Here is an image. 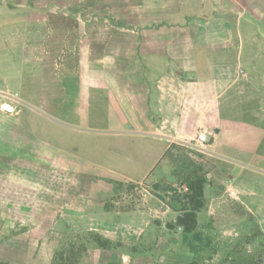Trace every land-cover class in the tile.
I'll return each mask as SVG.
<instances>
[{
  "label": "crops",
  "instance_id": "1",
  "mask_svg": "<svg viewBox=\"0 0 264 264\" xmlns=\"http://www.w3.org/2000/svg\"><path fill=\"white\" fill-rule=\"evenodd\" d=\"M33 1V17L25 18L6 11L0 0V230H26V221L37 224L42 214H79L83 230L122 247L141 244L144 234V253L121 256L134 264L212 261L211 241L223 231L224 215H237L246 235L251 215L264 233V117L236 116L232 98L238 74L246 72L241 57L248 54L243 43L249 36L238 25L264 27V0H241L240 8L233 0H211L194 6L200 13L194 18L180 14L173 0H129L128 16L118 3L97 0L98 18L86 17L89 0ZM55 2L82 15L43 12ZM91 119L111 125L120 150L146 153L147 170L135 177L97 175L109 189L86 201L73 189L64 192L70 201L63 190L42 196L46 184L68 183L67 166L73 167L52 145H68ZM40 131L46 138L37 139ZM175 144L202 152L209 162L205 204L189 233L168 226L183 211L178 201L161 210L158 197L143 208L112 200L114 182L177 183L169 159ZM163 161L169 178L149 179ZM178 239L182 247L175 251L172 240ZM105 258L104 264H121Z\"/></svg>",
  "mask_w": 264,
  "mask_h": 264
},
{
  "label": "rangeland",
  "instance_id": "2",
  "mask_svg": "<svg viewBox=\"0 0 264 264\" xmlns=\"http://www.w3.org/2000/svg\"><path fill=\"white\" fill-rule=\"evenodd\" d=\"M77 1L81 2V0ZM173 1L176 3L178 7L176 8L180 14H187V16H190L189 18H194V16L200 15L198 8L194 6L210 2L211 0ZM33 2V0H5V10L15 12L14 14L17 17H33ZM59 2H55L57 3V7L52 6V11H50V6L48 5L46 9H43V12H46L48 15L51 12V16L54 18H71V16L78 18L80 16L78 12L79 14L83 12L79 10L72 15V11L64 5L65 3ZM106 2L107 4L118 3L123 16H128L131 13L129 0H107ZM188 2L191 3L188 4ZM233 4L240 8L241 0H233ZM83 6L85 4L79 6V8L83 9ZM79 8L77 7V10ZM84 8L88 11L84 12L87 18H98L99 15L96 11L97 0H89ZM218 12H220V9ZM203 18L208 17L204 16ZM255 23L246 24L244 22L243 25L240 22V25H238L240 28L244 26L245 29L243 31H245L246 36H249L248 39H245V44L243 43L248 54H243L241 57V68H244L246 72L238 74L239 77L236 79L232 90L235 115L249 121L256 120V116H261V120L264 117V37H261V34H257V26H259L263 35L264 27H260V25ZM234 43L235 46L241 45V42L237 44L236 39H234ZM93 99L94 96L90 100L89 110L90 115L94 117L96 116L97 107H95ZM100 110L103 109L100 108ZM26 112L28 113V111ZM110 126V124H107V121L91 119L89 125L82 132L71 134L68 145L61 146L59 144L57 145L58 148H54L55 145H52V149L50 150H53V152L56 150L57 154L62 155L67 162L72 163L73 167L67 166L69 172L67 176L68 183L58 184L50 182L41 190L42 196L47 191L63 190L64 198L66 201H70L64 192L73 189V192L77 191L80 195L78 196L80 202L82 199L86 201L105 194V191L109 189L108 186L105 187L103 185L100 177L97 176L99 174L111 171L120 176L124 174L125 176L135 177V175L138 176L145 173L148 163L151 161L150 158L146 153L141 151L133 155V152L130 150H120L121 145L118 141L120 138L109 132L108 128ZM36 137L39 140L46 138L42 134V131ZM202 156V152L188 145L180 144H175L169 153L173 170H188L189 167L193 168L201 165L206 173V170L209 168V162H205ZM164 164V161L160 162L152 172L149 171V179L164 176L169 178L170 174L167 173V167ZM175 177L177 183H164V187L162 188L161 184H153L146 180L134 183H121L122 185L114 182L113 185L116 188V192L112 200L122 202L125 205L131 202L135 206L143 208L151 197H158L160 199L158 200L160 203L159 209L169 210L170 203L174 200L177 201L179 197L176 195L171 196L168 192L175 185L183 184L176 174ZM106 188L108 189L105 190ZM69 193H72V191ZM58 212L61 213L62 210L59 209ZM59 216L58 218L61 221H59L57 215L42 214L41 221L37 224L28 223V219L26 224L23 225L27 227L26 230L20 228L19 230H0V264H98V262L104 264L106 262L105 256L107 255L114 262L120 261L121 264H134L131 261L124 262L121 256H127V252L131 254L130 256H135L138 253H144L143 251L147 249L144 234L139 240L141 244L138 243L135 247L130 248L122 247L99 235L96 231L83 230L81 215L79 214L72 215L68 213ZM236 216L224 215L222 219L223 231L219 233L216 240L211 241L213 245L212 251H214L211 252L213 260L201 264H264V233H261L252 224L253 218L250 215L249 222L253 229L246 235L245 224L243 226L238 224ZM26 217H30V214ZM229 223L232 226H229ZM7 238L10 239V243L8 244L5 243V239ZM172 242V248L175 251H179L180 247H182L180 240H172ZM4 256L5 259L8 258L11 262H4ZM156 264L161 263L157 262Z\"/></svg>",
  "mask_w": 264,
  "mask_h": 264
},
{
  "label": "trees",
  "instance_id": "3",
  "mask_svg": "<svg viewBox=\"0 0 264 264\" xmlns=\"http://www.w3.org/2000/svg\"><path fill=\"white\" fill-rule=\"evenodd\" d=\"M170 153V152H169ZM180 182L185 183L189 188V193L184 197L177 198L182 206V213L176 218L175 223L168 226L182 227L184 232H192L197 227V212L204 206V187L207 182L204 168L200 165L193 168L173 170ZM122 185V184H119ZM191 264H197L193 262Z\"/></svg>",
  "mask_w": 264,
  "mask_h": 264
},
{
  "label": "built area",
  "instance_id": "4",
  "mask_svg": "<svg viewBox=\"0 0 264 264\" xmlns=\"http://www.w3.org/2000/svg\"><path fill=\"white\" fill-rule=\"evenodd\" d=\"M168 193L171 196L176 195L177 197H184L186 194L189 193V188L185 183H183V184H180L178 186L175 185L174 188L172 190H170ZM177 228L179 230L182 229V227H180V226H178Z\"/></svg>",
  "mask_w": 264,
  "mask_h": 264
}]
</instances>
